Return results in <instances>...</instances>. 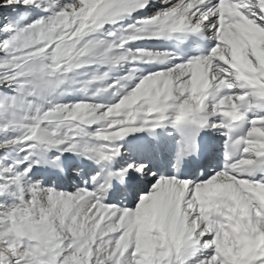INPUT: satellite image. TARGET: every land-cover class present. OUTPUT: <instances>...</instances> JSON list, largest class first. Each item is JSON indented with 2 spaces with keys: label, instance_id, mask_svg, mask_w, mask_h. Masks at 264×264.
<instances>
[{
  "label": "snow or ice",
  "instance_id": "snow-or-ice-1",
  "mask_svg": "<svg viewBox=\"0 0 264 264\" xmlns=\"http://www.w3.org/2000/svg\"><path fill=\"white\" fill-rule=\"evenodd\" d=\"M0 264H264V0H0Z\"/></svg>",
  "mask_w": 264,
  "mask_h": 264
}]
</instances>
